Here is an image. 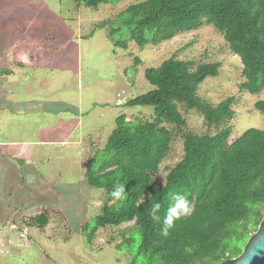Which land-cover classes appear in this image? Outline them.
Listing matches in <instances>:
<instances>
[{
    "label": "rangeland",
    "instance_id": "374dc122",
    "mask_svg": "<svg viewBox=\"0 0 264 264\" xmlns=\"http://www.w3.org/2000/svg\"><path fill=\"white\" fill-rule=\"evenodd\" d=\"M140 1L88 7L84 0H0V264H148L134 220L99 227L89 241L93 218L116 199L108 201L86 176L106 157L117 116L153 120L149 106H124L153 88L145 68L169 57L218 62V75L197 93L211 104L234 97L235 113L219 127L179 104L185 124H166L172 140L152 174L157 185L183 156V132L214 134L231 126V142L250 127L264 129V114L254 106L264 88L256 94L240 88L243 65L223 35L202 23L139 47L117 15ZM125 39L127 48L114 44ZM41 213L44 226L34 220Z\"/></svg>",
    "mask_w": 264,
    "mask_h": 264
},
{
    "label": "trees",
    "instance_id": "16d2710c",
    "mask_svg": "<svg viewBox=\"0 0 264 264\" xmlns=\"http://www.w3.org/2000/svg\"><path fill=\"white\" fill-rule=\"evenodd\" d=\"M109 1L84 0L88 7ZM117 16L139 47L211 24L240 58L245 78L240 88L251 94L264 88V0H143ZM114 44L127 48L126 39ZM219 66L169 57L157 67L145 68L144 76L153 88L124 106H149L154 118L117 116L103 149L106 157L95 168L89 166L88 184L103 189L108 201L114 200L111 192L117 185L125 188L124 199L105 206L93 218L89 241L99 227L134 220L141 235L138 251L148 254V264H233L247 247L264 222V129L250 127L231 142V126L214 134L183 132L182 158L168 169L163 185L152 180L170 150L171 131L166 124L177 129L185 124L179 104L216 127L233 117V96L211 104L197 93L206 78L218 75ZM254 106L264 114V99ZM173 194L185 196L194 207L174 222L165 237L160 229ZM141 197L144 203L138 205ZM157 202L159 223L150 214ZM34 220L44 226L47 215L41 213ZM250 228L255 233L248 235ZM132 264L138 262L133 259Z\"/></svg>",
    "mask_w": 264,
    "mask_h": 264
},
{
    "label": "clouds",
    "instance_id": "9594fccd",
    "mask_svg": "<svg viewBox=\"0 0 264 264\" xmlns=\"http://www.w3.org/2000/svg\"><path fill=\"white\" fill-rule=\"evenodd\" d=\"M21 60L27 61V56H21ZM111 196L116 200H122L125 198V188L124 185H117L114 190L111 192ZM173 203L167 209V212L162 221V227L160 229L161 235L167 236L169 234V230L174 227V222L179 220L182 216H187L193 211V205L190 201L182 195L173 194L172 196ZM144 203L143 197H141L138 201V205ZM161 208V204L159 202L154 203L151 208V217L156 222H161V217L158 215V212Z\"/></svg>",
    "mask_w": 264,
    "mask_h": 264
},
{
    "label": "water",
    "instance_id": "95a60500",
    "mask_svg": "<svg viewBox=\"0 0 264 264\" xmlns=\"http://www.w3.org/2000/svg\"><path fill=\"white\" fill-rule=\"evenodd\" d=\"M233 264H264V222Z\"/></svg>",
    "mask_w": 264,
    "mask_h": 264
},
{
    "label": "crops",
    "instance_id": "0c3cea01",
    "mask_svg": "<svg viewBox=\"0 0 264 264\" xmlns=\"http://www.w3.org/2000/svg\"><path fill=\"white\" fill-rule=\"evenodd\" d=\"M92 158V157H91Z\"/></svg>",
    "mask_w": 264,
    "mask_h": 264
}]
</instances>
